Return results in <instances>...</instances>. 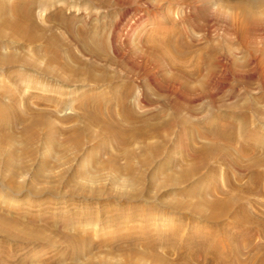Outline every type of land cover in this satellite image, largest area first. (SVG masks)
<instances>
[{
  "label": "rangeland",
  "instance_id": "obj_1",
  "mask_svg": "<svg viewBox=\"0 0 264 264\" xmlns=\"http://www.w3.org/2000/svg\"><path fill=\"white\" fill-rule=\"evenodd\" d=\"M18 4L31 8L33 41L13 24ZM0 32V56L40 66L0 74V220L18 231L0 233V264H181L208 237L224 261L239 246L242 264H259L264 251L251 249L264 239L218 234L207 219L234 197L264 217V180L189 147H224L212 135L224 127L264 142V0H0ZM157 230L170 239L149 244Z\"/></svg>",
  "mask_w": 264,
  "mask_h": 264
},
{
  "label": "bare ground",
  "instance_id": "obj_2",
  "mask_svg": "<svg viewBox=\"0 0 264 264\" xmlns=\"http://www.w3.org/2000/svg\"><path fill=\"white\" fill-rule=\"evenodd\" d=\"M260 8V7H259ZM16 15H17V17H16V19L14 20V22H13V24H15V28H18V29H20L21 28V30H23L24 31V37H25V39H26V41L27 40H29V41H33V40H35L36 38H38V35H37V33L34 31V29H33V27L32 26H30L29 25V21L31 20V18H32V12H31V8L29 7V6H24V5H20V4H18L17 6H16ZM249 16H251V15H249ZM251 20H258L259 18H262V17H258V15H255V16H251ZM247 19V18H246ZM260 20V19H259ZM262 20V19H261ZM260 20V21H261ZM247 21V20H246ZM134 29V28H133ZM128 31V30H127ZM129 31H131L132 33L134 32L132 29L131 30H129ZM243 31V30H242ZM2 36V32H0V37ZM171 36V35H170ZM169 38V37H168ZM113 39V45H114V51H115V44H116V39H115V37H113L112 38ZM169 39H171V38H169ZM166 42V41H165ZM152 45H150V46H152V47H154V45H155V43H151ZM157 44H159V43H157ZM156 44V45H157ZM162 44V43H161ZM160 48H163V54H164V56H165V58H166V55L167 54H169L168 52V49L167 48H164V46L163 45H160L159 46ZM210 47V46H209ZM168 51V52H167ZM151 52H153L154 54L156 53V54H158V52H157V50L155 49H152L151 50ZM205 52V51H204ZM161 53V52H160ZM161 53V54H162ZM151 54V53H150ZM173 55V54H172ZM151 56V55H150ZM167 56H169V55H167ZM153 57V56H152ZM185 57V56H184ZM179 59L181 58V57H178ZM30 59V60H29ZM28 60H24V61H19V60H15V59H12V58H4V57H2V56H0V74H1V72H6L7 70H10L11 68H13V66L15 65V64H17L18 63V65H20V67H21V70H19V71H8V72H10L8 75L9 76H16V77H21V74H23V70H25L26 68H28V67H33V68H36L37 66H38V64L35 62L36 60H31V58H29ZM155 59V58H154ZM157 59V58H156ZM208 59V58H207ZM165 60V59H164ZM167 60V59H166ZM184 60V59H183ZM167 62H169L168 64L170 65L169 67H174V69H175V71L176 72H178V73H182V71L185 69V67L186 66H184L185 64L184 63H182L181 61H177L176 60V58H174V57H171V56H169V61L167 60ZM166 62V63H167ZM191 62V61H190ZM210 66V65H209ZM16 67V66H15ZM18 67V66H17ZM38 67H40V66H38ZM199 67H201V66H199ZM198 67V68H199ZM194 69H196V66H195V68ZM14 70V69H13ZM187 70V69H186ZM22 71V72H21ZM46 71V70H45ZM188 71V70H187ZM186 71V72H187ZM201 71V70H200ZM189 72V71H188ZM197 72H199L198 70H197ZM46 73V72H45ZM190 73V72H189ZM205 73V72H204ZM3 74V73H2ZM183 74V73H182ZM195 74L194 73H191L190 74V76L192 77V76H194ZM1 76V75H0ZM21 79V78H20ZM23 79V78H22ZM23 81V80H22ZM21 81V82H22ZM25 82V81H24ZM24 82H22V84H25ZM30 82V81H29ZM18 83H20V82H18ZM7 84V83H6ZM8 85V84H7ZM27 85V84H26ZM31 85V84H30ZM14 86V85H13ZM118 90V89H117ZM5 91H6V93L9 95V93H10V91H11V94H12V90L10 89H5ZM249 95V94H248ZM10 96V95H9ZM250 96V95H249ZM248 97V96H247ZM246 99V98H245ZM258 99V98H257ZM259 100V99H258ZM246 101H247V99H246ZM249 104L251 105L252 104V102L250 101L249 102ZM249 105V106H250ZM144 111V110H143ZM5 115L4 114H2V112L0 111V119L1 118H3ZM191 116V115H190ZM2 120V119H1ZM93 120H97V117H96V115H94L93 116V118H92V121ZM253 120V119H252ZM143 123V122H142ZM181 123V122H180ZM179 125V124H178ZM215 125V124H214ZM257 125V124H256ZM90 126V125H89ZM190 126V125H189ZM212 126V125H211ZM259 127V126H258ZM261 128V127H260ZM185 129V128H184ZM218 130V129H217ZM224 130H225V133H223V134H221V133H217L216 134V132H215V134H212L213 136H214V139H216V140H218V139H224L225 140V146L224 147H220V146H217V145H214V146H212V147H208V146H205V147H203L202 149H200V150H196L195 148L193 149V147H189V146H191L192 145V143H191V145H189L188 147L190 148V150H191V152H192V154H193V156L194 157H196L197 159H199L200 161H203V162H206V161H211L212 159H215V158H217V159H221L222 160V162L224 163V164H226V165H228V167H229V169L230 168H234V169H237V170H239L240 172H244L245 170H247L248 172L249 171H251L252 172V174H256L257 176H255V177H253L252 179H250V181H253L254 180V182L253 183H256L257 185H260L262 182H263V180H264V170H263V167H264V142L263 141H258L257 143L255 142V141H252L250 138H246L245 139V141H243V142H240L238 139H237V137H236V135H235V133H234V130L233 131H229L228 130V127H224ZM252 130V129H251ZM226 131H228V132H226ZM249 131V130H248ZM83 134V133H82ZM199 134V133H198ZM192 135V134H191ZM76 136V135H75ZM212 136V137H213ZM246 136H248V134H247V132H246ZM208 137H210V136H208ZM81 138H82V136H81ZM80 138V139H81ZM180 138V137H179ZM181 138H183V137H181ZM211 138V137H210ZM188 139H189V141H188ZM193 139V137L192 136H187V140L186 141H188V142H191V141H193L192 140ZM28 140V139H27ZM12 141V144H14L15 143V141H13V140H11ZM239 141V142H238ZM247 141V142H246ZM81 142V141H80ZM248 143L249 142V146H244L243 145V143ZM76 145V144H75ZM74 145V146H75ZM179 145V144H178ZM181 145V144H180ZM179 145V146H180ZM187 145V144H186ZM1 146V145H0ZM74 146H73V148H74ZM80 146V145H79ZM201 146V145H200ZM77 147V146H76ZM75 147V148H76ZM78 148V147H77ZM11 149V148H10ZM29 149V148H28ZM6 150V149H5ZM12 150V149H11ZM189 150V151H190ZM8 151V150H7ZM157 151H159V149L157 150ZM27 152V151H26ZM5 153V152H4ZM7 153V152H6ZM9 153V152H8ZM157 153V152H156ZM159 154V153H158ZM127 155V154H126ZM135 156V155H134ZM145 156V155H144ZM132 157V156H131ZM248 157H253V162L249 165V164H247V165H249V167H245V165H244V159L245 158H248ZM130 158V157H129ZM133 158V157H132ZM131 159V158H130ZM16 160V159H15ZM17 161V160H16ZM7 162L12 166V164H13V162H12V155L11 154H9V159L7 160ZM18 162V161H17ZM17 162H16V164H17ZM216 162V161H215ZM131 163V162H130ZM250 163V162H249ZM15 164V163H14ZM77 164V163H76ZM100 164V163H99ZM118 165V164H117ZM1 166V165H0ZM196 166H198V165H196ZM114 167V166H113ZM10 168V167H9ZM199 168H200V166H199ZM133 169V168H132ZM184 169V168H183ZM194 169V168H193ZM8 170V169H7ZM12 170V169H11ZM185 170V169H184ZM196 170V169H195ZM169 171V170H168ZM247 172V173H248ZM190 174V173H189ZM175 176V175H174ZM173 176V177H174ZM187 176H189V175H187ZM171 178V177H170ZM172 179V178H171ZM170 179V180H171ZM174 180V179H173ZM188 180V179H187ZM187 180H185V181H187ZM178 181V180H177ZM180 181V180H179ZM178 181V182H179ZM174 183V181L171 183L172 185H174V187H175V185L176 184H173ZM179 184V183H178ZM183 184V183H182ZM186 186V185H185ZM184 187V186H183ZM254 187V186H253ZM165 188V187H164ZM175 189H176V187H175ZM257 193H262L261 192V190H257ZM40 194H42V193H40ZM40 194H39V196H40ZM200 196V195H199ZM165 201V200H164ZM244 201H249V202H253V200H252V198H249V199H242V198H239V197H234V198H232V199H228L227 201H225V202H222V204L221 203H217L216 204V206L217 205H219L220 207H221V212L220 213H218V214H215L214 216L212 215V218H210V221H208L209 219H207V218H209V217H206L205 216V214H204V216L206 217V219H207V222H210V223H212V224H217V233L219 234V233H221V230H222V233L221 234H223V235H229L230 233H231V230H232V232L233 231H235V230H237L238 228V230H240V231H244L245 230V233H246V231H247V237H248V240L250 239H252V238H254V236H258V237H260L261 239H264V217L262 216V215H254L253 213H251L250 211H249V209H248V203L247 202H244ZM201 202V201H200ZM178 203V202H177ZM215 204V203H214ZM174 205V204H173ZM209 204H207V206H208ZM236 205V207L237 208H239V210L238 211H232V208L231 207H233V206H235ZM176 207L175 208H177V205H175ZM215 206V205H214ZM46 207V206H45ZM181 207H183V206H181L180 205V208ZM196 207V206H195ZM199 207V206H198ZM201 207H203V206H201ZM212 207V206H211ZM170 208V207H169ZM216 208H218V206L216 207ZM235 208V207H234ZM233 208V209H234ZM197 209V208H196ZM209 209V208H208ZM214 209V208H213ZM220 209V208H219ZM223 209H225V210H227V209H230L231 211H230V213H231V218H229V217H225V216H227L226 214L228 213V211H225V210H223ZM203 210V209H202ZM223 210V211H222ZM149 211V210H148ZM175 211V210H174ZM215 211H216V209H215ZM220 211V210H219ZM218 211V212H219ZM152 212H153V210H152ZM198 213H199V211H197ZM146 213V212H145ZM144 213V214H145ZM215 213V212H214ZM130 214V213H129ZM207 214V213H206ZM211 214V213H210ZM212 214H213V212H212ZM148 215H150V214H148ZM208 215V214H207ZM225 215V216H224ZM46 216V215H45ZM168 216V215H167ZM210 216V215H209ZM0 218H1V216H0ZM4 219H6V218H4ZM144 219V218H143ZM200 219V218H199ZM231 220V222H230V224H229V229L227 228V227H225V226H221L220 224H222L223 223V225L224 224H226L225 222H226V220ZM75 220V219H74ZM73 220V221H74ZM149 220V219H148ZM2 221V222H1ZM105 221V220H104ZM197 221V220H196ZM205 221V220H204ZM13 222V220H10V221H4L3 219L2 220H0V233H3L4 235H6L7 237H10V238H14L15 236H18V231H16V228H15V225L16 224H13V223H15V220H14V222ZM76 223H77V221H76ZM163 223H164V221H163ZM166 223V222H165ZM73 224H74V222H73ZM208 225V224H207ZM227 225H228V222H227ZM208 226H210V225H208ZM162 228V227H161ZM19 229H22V228H18V230ZM30 229V228H29ZM242 229H244V230H242ZM246 229H248V230H246ZM24 230V229H23ZM22 231V230H21ZM27 231V230H26ZM201 231V230H200ZM252 232L251 233V236L249 237L248 236V232ZM30 232V231H29ZM28 232V233H29ZM146 233H147V230L145 231ZM144 232V233H145ZM160 231H158L157 230V232H153V236L155 237L154 239L156 240V241H149L148 243L149 244H152V242H156V244H160V242L162 241V242H167V240L168 239H170L169 238V236L168 237H163L161 234H162V230H161V232L159 233ZM237 232V231H236ZM234 233L233 232V234H237V233ZM250 232H249V234H250ZM64 233V232H63ZM143 233V234H144ZM243 234H244V232H242ZM241 233V234H242ZM33 234V233H32ZM42 234V233H41ZM215 234V233H214ZM214 234H212V237H214L213 235ZM240 234V233H239ZM34 235V234H33ZM65 235H67V234H65ZM142 235V234H141ZM177 235V234H176ZM204 235V234H203ZM208 235H209V233H208ZM208 235H206V236H208ZM211 235V234H210ZM24 236V235H23ZM40 236L41 235H34L33 237L36 239V240H40ZM68 236H70V235H68ZM146 236V235H145ZM175 236V235H174ZM219 236H221V235H219ZM253 236V237H252ZM211 237V238H212ZM15 238H17V237H15ZM147 238V237H146ZM203 238H205V237H203ZM214 238H216V237H214ZM67 239V238H66ZM73 239V238H72ZM75 239V238H74ZM153 239V238H152ZM213 239V238H212ZM69 240V239H68ZM205 241H206V248H207V250H205V253L203 252L202 254H200V255H198L197 254V256L196 255H194V253L189 249V247L188 246H186V249H184L185 250V252H182L181 253V259H180V263L181 264H192V263H195V262H202V261H205V262H209L208 260H210V259H212V260H214L215 262H214V264H242L241 262H240V260H239V255L238 254H240V252H241V250L238 248L239 246H235V247H233V253H234V255H235V257H234V260L232 261V262H226V261H224L223 260V258L221 257L222 255H220L221 254V250H223L224 249V247L221 245H219V246H217V244L215 245V246H212V244L211 243H213V241H214V239H213V241H211V239H210V237H208V238H205L204 239ZM43 241V240H42ZM123 241V240H122ZM200 241V240H199ZM211 241V242H210ZM40 242V241H39ZM147 242V241H146ZM92 243V242H91ZM194 243V242H193ZM215 243V242H214ZM146 244V243H145ZM131 245V244H130ZM260 245V244H259ZM227 246V245H226ZM228 246H230V245H228ZM132 247V246H131ZM135 247V246H134ZM142 247H144V246H142ZM149 247V246H148ZM252 247V246H251ZM191 248V247H190ZM205 248V249H206ZM227 248V247H226ZM135 249H137V248H134V250ZM144 249H146V248H144ZM148 249L149 248H147L146 250H147V253H148ZM156 249V248H155ZM229 249V248H228ZM247 249V248H246ZM251 249V248H250ZM232 250L230 251V252H232ZM251 250H254V251H256L255 253H257L259 250H262V251H264V247H261V246H259V247H253V249H251ZM137 251H138V249H137ZM224 251V250H223ZM228 251V250H227ZM126 252V251H125ZM178 252V251H177ZM202 252V251H201ZM200 252V253H201ZM251 252V251H250ZM261 252V251H260ZM127 253V252H126ZM129 253V252H128ZM131 253V252H130ZM151 253V252H150ZM153 253V252H152ZM133 254H135L134 252H133ZM132 254V255H133ZM149 254V253H148ZM147 254V255H148ZM142 255H144V254H142ZM147 255H145V256H147ZM151 255V254H150ZM209 255H212V256H209ZM127 256V255H126ZM131 256V255H130ZM136 256V255H135ZM158 257H160L159 255H158ZM253 256H251V258H252ZM140 258V257H139ZM210 258V259H209ZM136 259H138V258H136ZM136 259H134V260H136ZM133 260V259H132ZM133 260V261H134ZM153 260V259H152ZM255 260V259H254ZM211 261V260H210ZM137 262V261H136ZM141 262V261H140ZM139 262V263H140ZM154 262V261H153ZM138 263V262H137ZM150 263V262H149ZM258 263L259 264H264V252H263V255H262V257L260 258V260L258 261ZM154 264V263H153ZM209 264V263H208ZM245 264H251V263H245Z\"/></svg>",
  "mask_w": 264,
  "mask_h": 264
}]
</instances>
